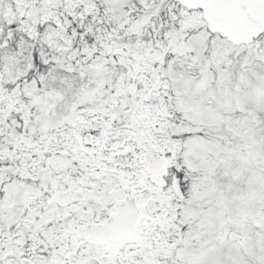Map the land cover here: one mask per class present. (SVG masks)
I'll return each instance as SVG.
<instances>
[{"label": "snow or ice", "instance_id": "obj_1", "mask_svg": "<svg viewBox=\"0 0 264 264\" xmlns=\"http://www.w3.org/2000/svg\"><path fill=\"white\" fill-rule=\"evenodd\" d=\"M0 264H264V0H0Z\"/></svg>", "mask_w": 264, "mask_h": 264}]
</instances>
